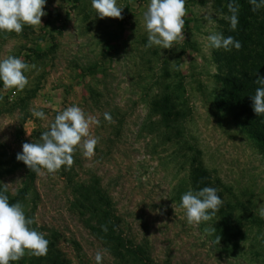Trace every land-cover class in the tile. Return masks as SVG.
Instances as JSON below:
<instances>
[{"label":"rangeland","instance_id":"1","mask_svg":"<svg viewBox=\"0 0 264 264\" xmlns=\"http://www.w3.org/2000/svg\"><path fill=\"white\" fill-rule=\"evenodd\" d=\"M149 3L117 0L123 17L117 19L95 16L91 0H46L42 25L0 33V59L13 55L35 65L24 73L28 84L22 91L0 82V160H8L0 162V172L14 163L11 156L23 143L39 142L67 107L79 106L100 121L90 126L98 138L91 159L77 147L70 169L35 173L27 188L25 164L0 174V190L7 184L5 194L17 198L12 203L20 202L26 217L34 218L31 227L49 240L47 255L25 254L10 264H96L98 251L102 264H264V219L258 215L264 207V156L229 114L215 109V60L223 49L206 47L209 34L230 30L228 4L238 6L237 15L243 6L238 0H185V39L160 49L145 47ZM208 14L211 24L204 20ZM165 90L184 104L174 129L151 110L154 96ZM33 110L43 111L45 119L32 116ZM192 159L216 183L221 208H231L240 222L236 230L234 223L233 230L221 228L218 213L214 222L187 224L179 204L193 189ZM80 186L107 217L72 206ZM105 218L137 254L128 256L122 248L116 255L114 242L87 225ZM212 224L215 234L208 236L204 230ZM218 235L219 245H212Z\"/></svg>","mask_w":264,"mask_h":264},{"label":"clouds","instance_id":"2","mask_svg":"<svg viewBox=\"0 0 264 264\" xmlns=\"http://www.w3.org/2000/svg\"><path fill=\"white\" fill-rule=\"evenodd\" d=\"M46 0H0V33L20 34L24 26L36 27L42 25L41 17ZM252 10L264 7V0H249ZM91 8L99 18L122 19V6H117V0H91ZM230 16L224 17L229 22V28L235 31L238 25V6L228 4ZM187 14L185 0H150L147 10L143 13L144 28L147 33L146 48L157 46L160 49H172L182 43L185 26L184 17ZM209 24L213 23L210 14L204 16ZM208 49H223L237 51L241 43L233 36L225 37L220 32H212L207 36ZM35 65H29L13 55L0 59V82L5 89L22 91L28 84L25 72ZM259 85L255 94L251 96L252 109L256 116L264 115V77L257 76L254 81ZM32 116L45 119L43 111L33 110ZM109 123L112 117L104 114ZM100 121L88 116L79 106H69L58 113L50 122L46 131L42 132L39 142L22 144V151L16 154V159L22 161L31 172L37 175H50L58 172L62 167L71 168L74 163V153L79 147L85 158L91 159L95 155L98 138L90 135V126L99 125ZM30 135V133H27ZM87 138V139H85ZM7 184L0 190V264H10L28 254L37 258L47 255L49 240L31 225L34 218H27L24 206L20 202L9 203ZM15 194V193H13ZM223 204L214 187H203L193 191L188 190L180 198V209L189 226L199 227L202 222H214ZM258 215L264 219V207L258 209ZM107 231L106 226H101ZM213 224L205 228L208 236H214ZM220 235L211 241L212 245H219ZM103 253L95 255L96 264H102Z\"/></svg>","mask_w":264,"mask_h":264},{"label":"trees","instance_id":"3","mask_svg":"<svg viewBox=\"0 0 264 264\" xmlns=\"http://www.w3.org/2000/svg\"><path fill=\"white\" fill-rule=\"evenodd\" d=\"M238 1L242 4L243 9L238 14L239 22L237 28L235 31H224V36H233L241 43L242 47L238 51L233 48L231 51L222 50L216 54L215 62L218 63V72L214 77L218 86L211 91L213 94V105L217 111L229 114L234 125L258 145L264 156V115H255L251 99V96L255 94V89L259 87L254 81L257 76L264 77V13H260L259 9L253 11L249 0ZM173 90L176 93L177 88ZM170 96L169 92L165 90L154 96L150 105L151 110L159 115L160 121L165 128L174 129L178 124V120L184 117V104L178 101L177 97ZM16 154L11 156L14 163L1 171L0 174L12 173L24 166L22 161L16 159ZM7 161V159L0 160V162ZM194 161L195 159L191 160L189 172L192 190L196 191L206 186L216 188V183L212 182L203 167L199 164L193 166ZM26 172L25 187L27 188L34 182L35 173L31 172L28 167ZM75 191L76 194L72 201V206L82 209L84 213H100L103 214V217H107L106 212L100 211L99 207L90 200L91 192L86 187L80 186L75 188ZM23 194L20 198L23 197ZM217 194L219 195L218 192ZM12 200H17V198H9V203H12ZM225 204V207H228L230 203L226 202ZM231 210V208L225 210L220 207L218 211L221 217V228L224 227L227 231L233 230V223L235 224L234 230H236L240 223L237 221L236 216L231 215ZM87 225L95 235L106 239L107 242H114L112 247L116 255H122V248L127 251L128 256L138 253L136 250H129L127 244L123 243L125 241L115 235V229L111 227L107 218L105 220L98 219L96 223L88 222ZM101 226H106L107 231H103Z\"/></svg>","mask_w":264,"mask_h":264}]
</instances>
